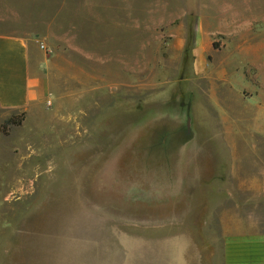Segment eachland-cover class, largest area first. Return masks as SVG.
<instances>
[{
	"label": "rangeland",
	"instance_id": "rangeland-1",
	"mask_svg": "<svg viewBox=\"0 0 264 264\" xmlns=\"http://www.w3.org/2000/svg\"><path fill=\"white\" fill-rule=\"evenodd\" d=\"M227 3L256 26L229 51L216 42L197 71V18L213 25ZM63 8L49 46L59 57L50 106L29 123L23 112L1 120L0 264H221V235L204 224L212 213L254 214L264 226V0H65ZM179 26L184 47L164 39ZM162 116L189 118L195 137L176 169L164 155L161 194L126 197L123 173L152 161L123 152ZM115 171L116 190L103 184ZM145 201L166 204L149 212ZM150 215L178 222L150 228L147 239L129 223Z\"/></svg>",
	"mask_w": 264,
	"mask_h": 264
},
{
	"label": "crops",
	"instance_id": "crops-1",
	"mask_svg": "<svg viewBox=\"0 0 264 264\" xmlns=\"http://www.w3.org/2000/svg\"><path fill=\"white\" fill-rule=\"evenodd\" d=\"M64 4L65 0H0V125L1 120L16 112L25 113V121L29 123L28 118L29 115L30 118L33 116V111L51 103L49 98L55 87L59 57L49 46L52 45L54 25L64 10ZM221 10H224L226 17L217 18L213 25L197 18L192 30L197 71L204 68L206 57L212 54L216 42L221 41L222 49L229 51L238 40L244 39L246 29L251 30L256 26V23L241 16L231 3ZM169 33V37L164 39L171 46L186 45V27L179 26ZM41 44L45 46L44 50ZM146 44L149 45V41ZM124 65L127 72L129 69L132 72V63L125 62ZM222 75L225 76V70ZM93 80L92 90L97 93L102 89V80L101 77H94ZM120 106L124 107L123 104ZM5 170V167L0 166V174ZM117 172L109 173L107 182L103 180L109 189L120 187L117 185ZM165 204V201H145L141 206L150 212L151 209L159 210ZM154 217L150 215L132 220L129 226L140 229L141 235L149 239L150 233L147 231L150 228L178 222L176 218L167 221L164 217ZM210 220V225L209 218L204 224L218 229L221 235V264H264V226L254 214L235 213L226 208L212 213ZM141 235L132 236L140 239Z\"/></svg>",
	"mask_w": 264,
	"mask_h": 264
},
{
	"label": "water",
	"instance_id": "water-1",
	"mask_svg": "<svg viewBox=\"0 0 264 264\" xmlns=\"http://www.w3.org/2000/svg\"><path fill=\"white\" fill-rule=\"evenodd\" d=\"M148 124L147 127L150 128L151 130L154 129L155 131L159 129L161 125H166L168 127L170 126L171 128H173L174 131L178 130L177 132H175L177 133L176 141L173 139L174 135H171L173 141L169 150V160L171 164V169H176L179 162L182 161V156L184 154L185 148L195 137L191 129V123L189 118L183 121L177 118L174 119L170 116H162L152 119V121L149 122ZM151 130H149V133ZM138 135H140V132L138 133ZM167 138L169 137H165L163 139L164 143L168 140ZM143 148L144 146L138 150V155L141 154L140 151H142V154L144 155L147 154L146 153L147 151L143 150ZM143 157H146V159H149L152 162H150L149 165L145 164V161L140 163V166H137L136 164L134 166V171L130 173L129 172L123 173L124 179L120 182V186L122 188L121 191L126 197H133L134 199H138L141 197H151L150 195L155 194L157 192L158 194H161V189L159 187H161L162 182H164V176L161 171V165H162L161 161L162 159H164V155L160 154L159 156H157L156 161L152 159L149 153ZM116 160L115 161L113 160V162H116ZM143 170L146 171L145 174H143ZM154 172L157 173V175L159 172V176H157L158 179L156 178ZM155 179H157V181ZM172 179H175V181L169 182L170 187L171 185H174L176 187L179 186L181 187L180 182H179L180 184L177 186L178 179L176 181V177H173ZM176 187H171V188L175 190ZM164 199H166V196L164 197Z\"/></svg>",
	"mask_w": 264,
	"mask_h": 264
},
{
	"label": "flooded vegetation",
	"instance_id": "flooded-vegetation-1",
	"mask_svg": "<svg viewBox=\"0 0 264 264\" xmlns=\"http://www.w3.org/2000/svg\"><path fill=\"white\" fill-rule=\"evenodd\" d=\"M149 130H151L149 128ZM146 133V135L143 136L142 139L139 140V142L137 143V145L130 146V148L127 149L123 152V155L125 153H129V154H136V152L144 146L143 150L147 151L146 153L150 154V156H152L153 153H158L159 155H167L170 150V147L172 145V141L173 139L176 141V134L175 132H177L178 130H173V128L171 127H161L159 129H157L156 131L154 129H152L149 133ZM171 135H174V138H171ZM165 137H169L167 138L168 140L164 143L163 139ZM168 152V153H166ZM140 153L142 154V151H140ZM146 154V155H147ZM143 156H146L144 154H142Z\"/></svg>",
	"mask_w": 264,
	"mask_h": 264
},
{
	"label": "trees",
	"instance_id": "trees-1",
	"mask_svg": "<svg viewBox=\"0 0 264 264\" xmlns=\"http://www.w3.org/2000/svg\"><path fill=\"white\" fill-rule=\"evenodd\" d=\"M22 121H16L15 119H10L7 121V124H13V125H16V126H19L21 125Z\"/></svg>",
	"mask_w": 264,
	"mask_h": 264
},
{
	"label": "built area",
	"instance_id": "built-area-1",
	"mask_svg": "<svg viewBox=\"0 0 264 264\" xmlns=\"http://www.w3.org/2000/svg\"><path fill=\"white\" fill-rule=\"evenodd\" d=\"M40 47H41V49H43V50L45 49V46H44L43 44H41ZM48 105L50 106V103H48Z\"/></svg>",
	"mask_w": 264,
	"mask_h": 264
}]
</instances>
